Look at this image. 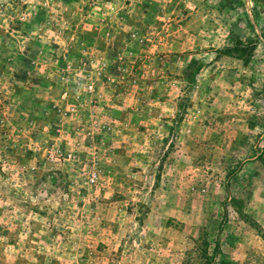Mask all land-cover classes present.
Wrapping results in <instances>:
<instances>
[{"label": "rangeland", "instance_id": "1", "mask_svg": "<svg viewBox=\"0 0 264 264\" xmlns=\"http://www.w3.org/2000/svg\"><path fill=\"white\" fill-rule=\"evenodd\" d=\"M0 264H264V0H0Z\"/></svg>", "mask_w": 264, "mask_h": 264}, {"label": "built area", "instance_id": "2", "mask_svg": "<svg viewBox=\"0 0 264 264\" xmlns=\"http://www.w3.org/2000/svg\"><path fill=\"white\" fill-rule=\"evenodd\" d=\"M95 173H92L91 175H89V177H88V181L89 182H94V180H95Z\"/></svg>", "mask_w": 264, "mask_h": 264}]
</instances>
